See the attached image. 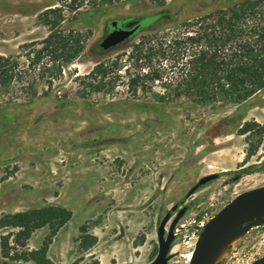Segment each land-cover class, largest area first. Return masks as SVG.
Listing matches in <instances>:
<instances>
[{
  "label": "rangeland",
  "instance_id": "obj_1",
  "mask_svg": "<svg viewBox=\"0 0 264 264\" xmlns=\"http://www.w3.org/2000/svg\"><path fill=\"white\" fill-rule=\"evenodd\" d=\"M239 1L0 0V264H151L176 205L189 211L169 264H190L202 222L264 187V91L200 103L178 87L180 24ZM113 22L139 30L104 50ZM261 257L264 224L226 264Z\"/></svg>",
  "mask_w": 264,
  "mask_h": 264
},
{
  "label": "trees",
  "instance_id": "obj_2",
  "mask_svg": "<svg viewBox=\"0 0 264 264\" xmlns=\"http://www.w3.org/2000/svg\"><path fill=\"white\" fill-rule=\"evenodd\" d=\"M58 12L49 10L41 19L46 24H56L54 20L62 22ZM166 16L165 13L154 16L151 24L162 22ZM180 25L187 32L179 35L175 45L184 49L189 43L191 47L190 69L178 87H185L194 101L242 104L264 91V0H241L199 13L192 21ZM58 50L55 47L52 53L57 54ZM9 63L0 57V78L6 77L5 68ZM102 68L99 65L93 73ZM156 80L159 77L152 78L151 82ZM48 246L47 243L45 251Z\"/></svg>",
  "mask_w": 264,
  "mask_h": 264
},
{
  "label": "water",
  "instance_id": "obj_3",
  "mask_svg": "<svg viewBox=\"0 0 264 264\" xmlns=\"http://www.w3.org/2000/svg\"><path fill=\"white\" fill-rule=\"evenodd\" d=\"M111 28L112 31L101 44L104 50H109L124 43L139 30V27L132 30L119 28L118 22H113ZM220 178L221 174L203 177L187 194L186 199L191 198L202 188ZM177 210H179L178 213L173 215ZM188 211L189 206L180 208L179 205H176L162 221L157 232L159 252L151 264H169L172 259L171 252L175 241L176 227ZM262 217H264V187L239 195L206 225L201 238L197 242L190 264H209L211 257L231 231L239 227H242L244 231H248L249 228L255 226L253 222L261 220ZM170 223V228L167 230ZM262 223L264 224V220ZM251 264H264V257Z\"/></svg>",
  "mask_w": 264,
  "mask_h": 264
},
{
  "label": "bare ground",
  "instance_id": "obj_4",
  "mask_svg": "<svg viewBox=\"0 0 264 264\" xmlns=\"http://www.w3.org/2000/svg\"><path fill=\"white\" fill-rule=\"evenodd\" d=\"M231 166V165H230ZM228 168V167H227ZM261 220H255L253 224L256 226L263 224ZM248 234V231H244L242 227H239L233 231H231L227 237L224 239L220 247L216 250V252L211 257L209 264H226L234 252L237 250L239 245L242 243L243 239ZM192 255L189 256V261H191Z\"/></svg>",
  "mask_w": 264,
  "mask_h": 264
},
{
  "label": "built area",
  "instance_id": "obj_5",
  "mask_svg": "<svg viewBox=\"0 0 264 264\" xmlns=\"http://www.w3.org/2000/svg\"><path fill=\"white\" fill-rule=\"evenodd\" d=\"M181 222V221H180ZM179 222V223H180ZM208 222L209 221H206V222H202V224H201V227H200V230H201V232H203V230L205 229V227H206V225L208 224ZM179 225V224H178ZM177 225V226H178ZM177 236V228H176V230H175V237ZM199 241V239L197 240V242ZM197 245V244H196ZM196 248V247H195Z\"/></svg>",
  "mask_w": 264,
  "mask_h": 264
},
{
  "label": "flooded vegetation",
  "instance_id": "obj_6",
  "mask_svg": "<svg viewBox=\"0 0 264 264\" xmlns=\"http://www.w3.org/2000/svg\"><path fill=\"white\" fill-rule=\"evenodd\" d=\"M118 26H119V28H124V25L121 24V23H119ZM111 31H112V30H111ZM111 31H110V32H111ZM110 32H109V33H110ZM198 192H199V191H198ZM180 208H181V206H180ZM178 211H179V210H177L173 215H176V214L178 213ZM192 255H193V253H192Z\"/></svg>",
  "mask_w": 264,
  "mask_h": 264
}]
</instances>
